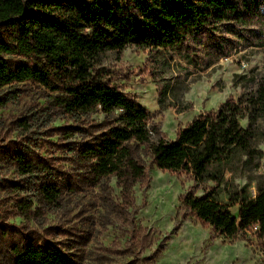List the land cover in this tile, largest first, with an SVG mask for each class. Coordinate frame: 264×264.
Returning <instances> with one entry per match:
<instances>
[{"label": "rangeland", "instance_id": "obj_1", "mask_svg": "<svg viewBox=\"0 0 264 264\" xmlns=\"http://www.w3.org/2000/svg\"><path fill=\"white\" fill-rule=\"evenodd\" d=\"M233 1L234 19L201 27L173 49L127 47L119 57L103 55L112 83L148 112L149 129L159 132L151 133V144L174 140L178 128L254 91L264 77V0ZM13 89L16 99L0 107V264H12L13 247L27 242L54 245L77 264H264L252 234L214 237L180 203L187 191L213 190L226 205L241 188L255 195L264 181V109L251 121V152L232 157L221 181L195 183L190 174L158 170L149 150L131 142L148 183L124 191L115 177L92 178L78 157L105 120L100 112L75 121L38 84ZM240 125L246 129L247 120ZM14 152L28 168L10 158ZM43 185L56 189L53 200ZM229 211L236 214L237 206Z\"/></svg>", "mask_w": 264, "mask_h": 264}, {"label": "trees", "instance_id": "obj_2", "mask_svg": "<svg viewBox=\"0 0 264 264\" xmlns=\"http://www.w3.org/2000/svg\"><path fill=\"white\" fill-rule=\"evenodd\" d=\"M235 7L233 0H0V93L9 89L0 96V107L16 99L13 85L32 82L75 121L100 112L105 120L80 146L78 157L92 178L115 177L121 190L148 183L131 142L149 150L158 170L190 174L195 183L219 182L232 157L252 150L251 121L264 109V77L254 91L178 128L174 140L151 144V133L159 132L149 129L148 112L112 83L102 57H119L127 47L173 49L201 27L234 19ZM10 158L28 168L21 153ZM41 189L48 199L56 197V189ZM229 202L223 204L213 190L187 191L180 198L183 210L214 237L234 241L249 233L264 252V181L256 183L253 197L241 188ZM230 206H237L236 214ZM12 264L77 263L54 245L27 242L13 247Z\"/></svg>", "mask_w": 264, "mask_h": 264}]
</instances>
